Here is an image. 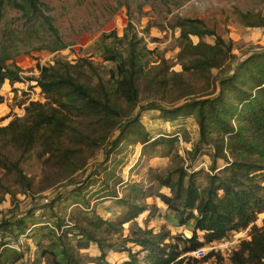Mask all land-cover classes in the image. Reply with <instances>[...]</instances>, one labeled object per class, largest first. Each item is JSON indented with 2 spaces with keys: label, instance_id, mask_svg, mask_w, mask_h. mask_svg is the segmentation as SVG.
Masks as SVG:
<instances>
[{
  "label": "trees",
  "instance_id": "obj_1",
  "mask_svg": "<svg viewBox=\"0 0 264 264\" xmlns=\"http://www.w3.org/2000/svg\"><path fill=\"white\" fill-rule=\"evenodd\" d=\"M39 2L25 0L21 6L25 10H40ZM246 23L256 25L249 20ZM177 26L181 28L179 60L183 70L173 72V76L163 55L157 56L159 63L152 67L149 57L154 51L147 48L131 24L121 36L116 30L101 34L95 42L101 62L88 56H80L75 61L59 57L52 64L40 66L34 81L46 101H31L24 117L0 125V163L4 167L5 161L10 162L3 151L8 146L23 153L45 147V152L50 153L54 145L65 144L68 135L77 136L75 123L80 118L92 120L99 134L102 129V135L93 140L96 144L105 141L117 127L120 130L117 139L126 137L149 144L152 138L140 114L134 112L140 102L141 83L144 82L150 92L160 85L165 91H175L177 86L189 87L190 78L183 74L195 71L197 78H204L208 84L213 81V92L172 107L160 105L159 109L168 121L194 116L200 138L193 151L200 150L198 146L202 143L212 142L216 146V158L224 159L225 166L219 170L214 166L206 184L198 181L202 170L189 172L181 168L177 177L170 174L159 178V184L168 187L170 194L159 190L145 194L138 184L132 186L133 199L159 197L175 212L178 225H190L192 234L172 235L165 228L155 231L141 226L136 219L145 212L151 213L152 205L135 200H124L128 209L115 220L105 219L83 205L87 224L74 221L68 225L57 215L58 198L40 207L52 211L50 220L37 221L34 210H29L0 223V264H25L21 261L25 256L24 245L20 244L23 237L35 244L42 259L54 264H88L82 250L91 243L99 249L97 260L91 261L96 264H100L98 259L106 258L108 249L117 245L128 252L121 264L197 263L200 259L189 255L190 252L208 244L214 246L231 231L251 224V238L240 243L228 263L217 255L216 264H264V219L262 225L256 223L264 212V50L250 53L232 72H223L214 78L212 68H223L234 55L231 43L216 35L201 19L182 18ZM192 35L200 38L198 43H194ZM205 35H216L215 43L204 41ZM164 65L167 68H163ZM20 71L16 64L0 60V103L4 101L1 93L4 83L21 81ZM125 110L130 119L124 123L123 117L128 115ZM83 136L90 138L89 134ZM59 148L65 169L76 172L84 167L76 158L81 147L80 150L63 145ZM11 165L25 180L17 162ZM69 195L78 198L80 190H72ZM126 223H132L131 235L115 239ZM129 242L137 249L127 248ZM12 244H17V248Z\"/></svg>",
  "mask_w": 264,
  "mask_h": 264
},
{
  "label": "rangeland",
  "instance_id": "obj_2",
  "mask_svg": "<svg viewBox=\"0 0 264 264\" xmlns=\"http://www.w3.org/2000/svg\"><path fill=\"white\" fill-rule=\"evenodd\" d=\"M2 2L0 60L16 64L21 70V81L13 84L6 81L2 87L1 126L8 125L16 117H24L25 108L31 101H46L44 93L39 88L35 89L32 83L39 75L40 66L52 64L59 57L75 61L80 56H88L101 62L95 42L104 32L116 30L120 36L123 35L129 24L143 38L147 48L154 51L149 57L152 67L159 63L157 56L163 55L170 66V76L183 70L179 60L181 28L177 26L182 18L203 20L216 35L231 43L234 55L227 59L223 68H212L214 78L220 77L223 72H232L237 63L250 53L264 50V0H40V10H25L21 6L25 0ZM248 20L256 25H249L246 23ZM216 35H205L203 40L213 44ZM191 38L194 43L200 40L197 35ZM183 76L190 78L191 85L177 86L175 91H165L160 85L150 92L146 84L141 83L140 102L134 112L140 114L152 138L149 144L134 142L126 137L117 139L119 127L105 141L96 144L93 140L102 135V129L99 134L92 120L80 118L75 123L78 137L68 135L65 144H60L73 150L82 148L76 158L79 163H84V167L76 172L64 168L59 144L54 145L50 153L45 152V147H37L30 153H23L13 146L4 148L10 162L5 161L4 167L0 163V223L29 210H34L35 220H50L53 218L52 211L40 207L58 198L55 207L57 215L64 218V223L68 225L74 221L87 224L84 206L105 219L115 220L128 209L124 200H135L152 205L151 213L145 212L136 219L141 226L155 231L165 228L172 235L190 236V225H178L175 212L159 197L133 199L132 190V186L138 184L145 194L158 190L170 194L168 187L159 184V178L170 174L177 177L181 168L189 172L192 169L202 170L198 181L206 184L213 167L219 170L226 164L224 159L216 158V146L212 142L202 143L198 146L200 150L193 151L200 138L199 125L194 116H180L174 121L162 117L160 105L172 107L213 92V81L208 84L204 78H197L199 76L195 71L184 72ZM129 119L128 113L123 122ZM86 134L90 135L89 139L83 136ZM78 138L85 142L81 143ZM224 154L227 152L224 151ZM11 161L17 162L26 176L25 180L19 177ZM72 190H80L81 196L73 198L69 195ZM75 200L81 202L75 203ZM263 219L264 212L256 223L262 225ZM131 224L126 223L114 238L130 236ZM251 227L252 224L231 231L225 239L215 243L216 248L206 245L199 262L190 264H216L219 254L228 263L240 243L251 238ZM199 234L203 235L202 232ZM20 244L24 245L25 256L21 261L25 264H54L41 258L32 241L23 237ZM12 245L17 248V244ZM127 248L137 249L130 242ZM82 253L88 264H96L91 262L99 255L96 244L91 243ZM127 255L128 252L117 245L108 249L106 258L98 259V262L121 264Z\"/></svg>",
  "mask_w": 264,
  "mask_h": 264
},
{
  "label": "built area",
  "instance_id": "obj_3",
  "mask_svg": "<svg viewBox=\"0 0 264 264\" xmlns=\"http://www.w3.org/2000/svg\"><path fill=\"white\" fill-rule=\"evenodd\" d=\"M33 85H35V89L36 88H39L38 86L36 87V81H32ZM40 91V90H39ZM212 248H216V246H213ZM205 253V249L204 248H201V249H198L196 251H193V252H190L189 255L193 256V257H196V258H199L201 257L202 255H204Z\"/></svg>",
  "mask_w": 264,
  "mask_h": 264
},
{
  "label": "crops",
  "instance_id": "obj_4",
  "mask_svg": "<svg viewBox=\"0 0 264 264\" xmlns=\"http://www.w3.org/2000/svg\"><path fill=\"white\" fill-rule=\"evenodd\" d=\"M22 241V240H21Z\"/></svg>",
  "mask_w": 264,
  "mask_h": 264
}]
</instances>
